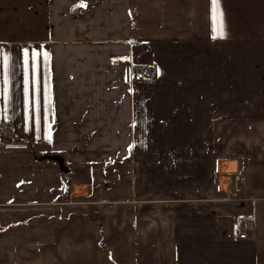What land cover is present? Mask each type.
<instances>
[{
    "label": "crops",
    "instance_id": "0c3cea01",
    "mask_svg": "<svg viewBox=\"0 0 264 264\" xmlns=\"http://www.w3.org/2000/svg\"><path fill=\"white\" fill-rule=\"evenodd\" d=\"M16 1L0 0V49L11 57L0 125L10 127L5 135H19L17 150L28 157L8 161L0 139V264H264V32L248 25L249 11L255 17L264 0H220L226 37L216 40L210 0ZM33 52L40 53L35 71ZM139 65L154 66L157 78L129 79ZM157 86L159 99L176 97V117L191 118L192 152L212 160L205 189L197 183L173 194L152 184L168 181L153 168L165 162L156 152L162 144L151 140V120L161 116L152 114L161 107ZM161 111L167 117V105ZM141 131L147 144L136 142ZM38 153H61L71 166L131 161L128 197L87 201L77 194L87 184L78 181L70 192L84 202L39 200L54 178L38 176L40 189L32 170L60 167L45 159L34 167ZM23 181V190L15 188ZM46 208L42 225L33 216ZM242 217L255 222L246 239L239 237Z\"/></svg>",
    "mask_w": 264,
    "mask_h": 264
},
{
    "label": "rangeland",
    "instance_id": "374dc122",
    "mask_svg": "<svg viewBox=\"0 0 264 264\" xmlns=\"http://www.w3.org/2000/svg\"><path fill=\"white\" fill-rule=\"evenodd\" d=\"M261 4V1H259ZM15 4H18V0L15 2ZM263 5V4H262ZM262 5H259V14H256L255 17L253 14L250 13L249 11V18H248V25H249V32L252 30H256V28L259 26V31L264 32V7ZM260 40V39H259ZM263 58H264V53H263ZM188 72V70H183L182 73ZM190 72V70H189ZM179 74V71L177 72ZM143 83H151L152 81H141ZM191 82L189 81L185 90H191ZM157 91L152 92L155 95V99L161 106L157 110L153 109V116H159L158 118L152 119V124H153V134H152V141L153 143H161L163 149L161 151H156L157 153L162 154V160L165 159V162H162V165L160 166H154L153 168L155 169H161L162 174H164L165 178H168V181L165 179L162 182L156 181V183H152L153 185H157V189L159 188L160 185H163L166 187L168 190V193L173 192V194L176 193V190L182 189L183 187L190 189L193 186H195L197 183L200 185L201 189H205L206 185L208 184V179L210 178V185H211V177L213 175V165H212V160H208V155H196V153H193L191 150L192 147V134L190 133V127H191V118L190 117H184V118H179L176 117V101L175 98L173 99H159V95L161 93L159 86L156 88ZM175 93V92H172ZM168 98H171V96H168ZM167 105V117L164 115L163 107ZM155 102L152 101V108H154ZM188 114L190 115V104H188ZM144 117V116H143ZM186 127L184 133H179V127ZM189 131V132H187ZM146 131H141L139 133L140 138L136 140L137 144L140 142L141 144L148 143L149 140L145 137ZM11 135H5V132H2L0 135V139L3 140V138L6 139V143L8 145L7 151L3 153H11L8 155V161H13L16 163L17 159H20L22 161L23 159V164H26L27 160V155L25 154V150H17L20 143L22 142L21 139L19 138H11ZM204 139V137H203ZM0 140V141H1ZM205 142V141H204ZM202 142V143H204ZM179 143H184L183 148H179L177 150L173 149L179 145ZM1 152V150H0ZM137 152L134 150V156L135 153ZM141 154V157L144 156L143 151H138ZM49 155H60L65 158V156L61 153H47ZM32 155V154H31ZM39 156H34V154L31 156L34 160H32L33 166L38 165V162L42 161V154H39ZM198 157L199 163L195 162L193 160V156ZM1 156V153H0ZM127 159L131 158V155L128 158V155L125 156ZM2 157H0L1 159ZM41 158V159H39ZM123 158V157H121ZM118 159V158H117ZM48 160V159H46ZM122 160V159H121ZM67 166L70 169V172L68 174H63L60 171V168L56 170L50 169V167H42L40 170H32L34 175V182L37 183L38 181V176L44 175V174H50L54 179L51 182V185L49 188H47V191L42 192L41 196L39 197V200H56L57 198L59 199L60 202H70V201H78V202H84L86 198L88 200H116L117 198L120 199H126L128 197V188L129 185L131 184L127 177L128 174L130 173L131 167L130 165L132 164L131 161L123 163V164H118V160L114 159H109L107 162H104L100 165H92L90 167L88 166H71L68 165L67 160L65 159ZM159 161V160H158ZM52 165H56L59 167V164L53 161H47ZM167 163V165H166ZM35 167V166H34ZM88 168V169H87ZM147 167H143L141 169H146ZM118 171V172H117ZM28 173V171H25ZM117 174H123V177L125 178L124 181L120 182L117 180L116 175ZM26 178L32 177V175L26 176ZM77 178V179H76ZM78 181H84L86 182L87 185L84 186H78V191L79 194L83 193L85 195L84 197H75L71 195V192L74 191V186ZM13 183V182H12ZM32 182H30V185ZM45 182L41 179L39 182L40 189H45L44 186ZM26 186V183L19 182L18 184L15 185V188H18L20 190H23L22 187ZM54 186V188H53ZM179 186V187H178ZM1 187V184H0ZM178 187V188H177ZM55 189V193H53L50 189ZM161 188V187H160ZM76 190V188H75ZM71 191V192H70ZM90 191V192H89ZM89 192V193H88ZM91 193V196H90ZM120 196V197H119ZM42 200V201H43ZM84 203H79V205H83ZM104 204V203H103ZM108 204V203H107ZM56 205H59L56 203ZM51 214V209L46 208L45 211H40L38 215H34L33 218L34 220L39 219L40 223L43 224L48 217ZM32 218V217H30ZM18 219V218H15ZM21 219V218H19ZM30 219H28L29 221ZM2 221L0 219V226H2ZM15 227L17 225H11V227Z\"/></svg>",
    "mask_w": 264,
    "mask_h": 264
},
{
    "label": "snow or ice",
    "instance_id": "6c2138e0",
    "mask_svg": "<svg viewBox=\"0 0 264 264\" xmlns=\"http://www.w3.org/2000/svg\"><path fill=\"white\" fill-rule=\"evenodd\" d=\"M211 4V38L213 40L216 39H223L226 37V31H225V23H224V17H223V11L220 7V0H210ZM40 53L33 52L32 53V61H33V69L34 71L37 69L38 65L36 63V57L39 56ZM46 55V54H45ZM23 58H24V66L25 69H27V66L29 64V52L27 49L23 52ZM11 57L9 54L5 53L3 49H0V97L3 98V100H0V103H3L7 101L8 97V85L10 84V72H11V65H10ZM27 71L25 72V88H24V94L26 100L29 98V80L27 78ZM33 86H34V97L32 100L34 110L36 112L35 117V123L37 127V131H39V124H40V118H39V107H40V80L38 76H34L33 79ZM45 91H46V85H45ZM45 99H47V96H45ZM6 109H0V111H5Z\"/></svg>",
    "mask_w": 264,
    "mask_h": 264
},
{
    "label": "built area",
    "instance_id": "2783aa9c",
    "mask_svg": "<svg viewBox=\"0 0 264 264\" xmlns=\"http://www.w3.org/2000/svg\"><path fill=\"white\" fill-rule=\"evenodd\" d=\"M157 78V70L152 65H139L132 67L129 70V79L135 81H154ZM14 138H19L15 134ZM239 237L242 239L248 238V234L254 230L255 222L250 217H242L239 222Z\"/></svg>",
    "mask_w": 264,
    "mask_h": 264
},
{
    "label": "water",
    "instance_id": "95a60500",
    "mask_svg": "<svg viewBox=\"0 0 264 264\" xmlns=\"http://www.w3.org/2000/svg\"><path fill=\"white\" fill-rule=\"evenodd\" d=\"M42 159H48L57 162L63 174H68L70 171L69 167L66 165L64 157L60 155H44Z\"/></svg>",
    "mask_w": 264,
    "mask_h": 264
},
{
    "label": "trees",
    "instance_id": "16d2710c",
    "mask_svg": "<svg viewBox=\"0 0 264 264\" xmlns=\"http://www.w3.org/2000/svg\"><path fill=\"white\" fill-rule=\"evenodd\" d=\"M10 127L8 125H0V135L2 132L9 131Z\"/></svg>",
    "mask_w": 264,
    "mask_h": 264
},
{
    "label": "bare ground",
    "instance_id": "6f19581e",
    "mask_svg": "<svg viewBox=\"0 0 264 264\" xmlns=\"http://www.w3.org/2000/svg\"><path fill=\"white\" fill-rule=\"evenodd\" d=\"M77 194H79V192H77Z\"/></svg>",
    "mask_w": 264,
    "mask_h": 264
}]
</instances>
